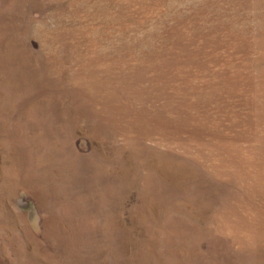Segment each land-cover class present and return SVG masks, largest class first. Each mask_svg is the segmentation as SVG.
Instances as JSON below:
<instances>
[{
	"label": "rangeland",
	"instance_id": "1",
	"mask_svg": "<svg viewBox=\"0 0 264 264\" xmlns=\"http://www.w3.org/2000/svg\"><path fill=\"white\" fill-rule=\"evenodd\" d=\"M0 264H264V0H0Z\"/></svg>",
	"mask_w": 264,
	"mask_h": 264
}]
</instances>
